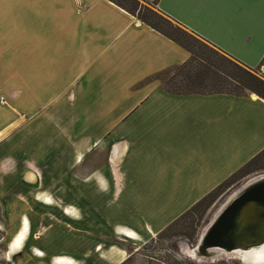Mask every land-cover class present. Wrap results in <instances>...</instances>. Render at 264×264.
<instances>
[{
	"label": "crops",
	"instance_id": "1",
	"mask_svg": "<svg viewBox=\"0 0 264 264\" xmlns=\"http://www.w3.org/2000/svg\"><path fill=\"white\" fill-rule=\"evenodd\" d=\"M148 1L211 48L261 67L264 0ZM189 58L109 0H0L7 264H122L264 149L258 96L163 88V74ZM34 188H71L86 217L32 230L27 211L44 195Z\"/></svg>",
	"mask_w": 264,
	"mask_h": 264
},
{
	"label": "rangeland",
	"instance_id": "2",
	"mask_svg": "<svg viewBox=\"0 0 264 264\" xmlns=\"http://www.w3.org/2000/svg\"><path fill=\"white\" fill-rule=\"evenodd\" d=\"M124 3L131 8H134L136 18L137 15L146 16L150 22L157 25L164 33L168 34L177 41L182 42L189 49L193 50L196 55L200 56L201 54L206 53V45L203 42L194 36L189 35V33L185 32L186 30L180 25L160 14L154 5V2L148 0H135V2L124 0ZM152 12H155L157 15H153ZM263 69L264 67L261 66L260 68L252 71L256 75L264 77V71H262ZM0 72H5V66H0ZM175 73L176 71L174 69L166 71L161 78L163 80L162 86H164V84H168L170 81L169 79L172 78ZM244 94L255 95L246 91ZM262 175H264V169L254 168H252L247 174L236 173L234 177L228 179V181L222 184L221 188L217 192L208 197L199 209L185 215L170 229L146 242L138 249L137 253L130 256L123 264H205L221 260L236 261L239 264H243L232 254H224L208 260L203 257H194L192 255V251L196 248L204 229L211 223L227 200L245 184ZM34 189L35 191L44 192V195L40 196V201L36 204L32 203L30 210L27 211L30 221L34 223V226L33 224L31 225L32 230L36 228V223L39 222V220L46 223L45 225L52 224L54 226H59L60 219H65L67 217H86L87 210L85 208L82 209L80 207L81 204H79L80 206L77 204H71V188ZM80 190L84 193L86 188H80ZM43 197L52 199V202L54 203H50L53 205L44 206V203L41 201ZM72 205H76L75 207L78 210L71 209L70 215L65 214L63 208L67 206L71 207ZM61 226H63L65 230H69V225L63 224ZM13 231L14 228L8 221L0 223V264H7L3 250L7 242L6 239L12 235Z\"/></svg>",
	"mask_w": 264,
	"mask_h": 264
},
{
	"label": "trees",
	"instance_id": "3",
	"mask_svg": "<svg viewBox=\"0 0 264 264\" xmlns=\"http://www.w3.org/2000/svg\"><path fill=\"white\" fill-rule=\"evenodd\" d=\"M109 1L113 2L117 6L123 8L124 10L135 16L134 8H131L126 5V3H124V0ZM130 1L135 2V0ZM152 13L153 15H157L155 12ZM137 18L140 19L143 23L150 26L151 28L157 30L158 33L162 34L166 38L181 46L190 54V58L188 59V61L174 68L176 73L175 75H173L172 78L169 79V83L166 85L164 84L163 88L169 93L177 95L226 94L236 97H244L247 96L244 94L246 91L251 92L262 100H264V77L256 75L251 69L238 63L232 58L220 53L219 51L211 48L205 43V50H207L206 53L198 56L194 53L193 50L189 49L182 42H179L168 34L164 33L163 30H161L157 25L150 22L146 16L137 15ZM261 66L264 67V59L262 61ZM252 168L264 169V149L259 152L254 158H252L248 163H246L237 173L247 174ZM234 175L232 177H234ZM221 186L218 187L217 190L213 191L208 196H206L204 199L199 201L196 205H194L191 209L181 215L178 219H176L172 224L166 227L159 234H162L164 231L170 229L185 215H188L196 209H199V207L206 201V199L215 192H217L221 188ZM205 264L239 263L236 261L221 260Z\"/></svg>",
	"mask_w": 264,
	"mask_h": 264
},
{
	"label": "water",
	"instance_id": "4",
	"mask_svg": "<svg viewBox=\"0 0 264 264\" xmlns=\"http://www.w3.org/2000/svg\"><path fill=\"white\" fill-rule=\"evenodd\" d=\"M263 245L264 175L245 184L227 200L202 232L192 255L208 260L224 254L239 257ZM246 264H264V258L250 259Z\"/></svg>",
	"mask_w": 264,
	"mask_h": 264
},
{
	"label": "bare ground",
	"instance_id": "5",
	"mask_svg": "<svg viewBox=\"0 0 264 264\" xmlns=\"http://www.w3.org/2000/svg\"><path fill=\"white\" fill-rule=\"evenodd\" d=\"M238 258L239 260L242 258V262H244V264H246V262L250 259L264 258V245L259 249H253L247 253L239 254Z\"/></svg>",
	"mask_w": 264,
	"mask_h": 264
},
{
	"label": "flooded vegetation",
	"instance_id": "6",
	"mask_svg": "<svg viewBox=\"0 0 264 264\" xmlns=\"http://www.w3.org/2000/svg\"><path fill=\"white\" fill-rule=\"evenodd\" d=\"M41 201L46 205V206H52V205H48L45 201H46V197H43V199H41ZM27 221V219L26 218H23V222L24 221ZM28 222V221H27ZM21 228H22V226H21Z\"/></svg>",
	"mask_w": 264,
	"mask_h": 264
}]
</instances>
